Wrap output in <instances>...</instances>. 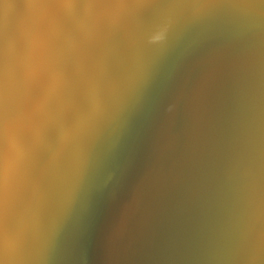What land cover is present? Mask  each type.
I'll list each match as a JSON object with an SVG mask.
<instances>
[{
    "label": "clouds",
    "instance_id": "9594fccd",
    "mask_svg": "<svg viewBox=\"0 0 264 264\" xmlns=\"http://www.w3.org/2000/svg\"><path fill=\"white\" fill-rule=\"evenodd\" d=\"M0 264H264V0H0Z\"/></svg>",
    "mask_w": 264,
    "mask_h": 264
}]
</instances>
